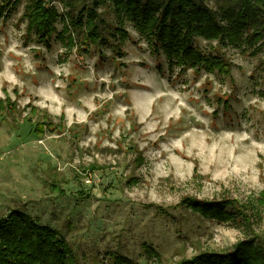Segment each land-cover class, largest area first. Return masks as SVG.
Segmentation results:
<instances>
[{"label":"rangeland","instance_id":"374dc122","mask_svg":"<svg viewBox=\"0 0 264 264\" xmlns=\"http://www.w3.org/2000/svg\"><path fill=\"white\" fill-rule=\"evenodd\" d=\"M26 2L0 18V101L15 105L0 115V217L21 210L54 228L79 264H110L112 254L177 264L264 241V221L252 234L182 204L264 196L263 42L198 37L229 70L181 73L129 20L120 40L116 15L101 6L110 43L88 40L86 19L62 42L59 22L48 51L27 35Z\"/></svg>","mask_w":264,"mask_h":264},{"label":"trees","instance_id":"16d2710c","mask_svg":"<svg viewBox=\"0 0 264 264\" xmlns=\"http://www.w3.org/2000/svg\"><path fill=\"white\" fill-rule=\"evenodd\" d=\"M24 0H4L0 4V18L8 19ZM61 2L68 10L60 14L53 3ZM27 0L23 19L27 21V35H34V42L48 51L52 49V37L58 34L57 24H64L58 38L72 30L84 27L87 38L99 45L106 39L102 26L105 20L98 13L101 6L116 15L119 39L125 41L128 33L125 21L133 23L138 33L146 39L153 53L166 57L169 69L178 68L181 73L188 68L196 72L227 73L228 64L219 57L203 54L195 45L196 38L206 41L236 43L248 33V42L264 46V0ZM211 4H214L211 6ZM108 35L117 37L112 30ZM71 45L73 38L69 36ZM162 69V68H160ZM10 101V100H7ZM0 101V115L6 110H15L12 103ZM32 109L31 112H36ZM45 126L38 124L37 135L44 133ZM141 160V158H139ZM142 163V160H141ZM60 188H55L54 190ZM182 204L203 218L238 221L247 231L255 234L254 224L264 221V196L245 203L236 199L199 201L186 198ZM231 208V211L227 209ZM147 254L158 260L152 249ZM110 264H140L129 258L111 255ZM0 264H79L69 242L54 228L40 225L21 210H11L0 217ZM177 264H264V241L258 236L239 243L235 250L227 253L207 251Z\"/></svg>","mask_w":264,"mask_h":264}]
</instances>
